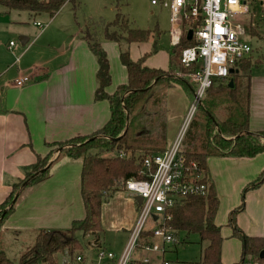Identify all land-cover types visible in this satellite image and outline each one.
I'll use <instances>...</instances> for the list:
<instances>
[{
  "label": "crops",
  "instance_id": "crops-1",
  "mask_svg": "<svg viewBox=\"0 0 264 264\" xmlns=\"http://www.w3.org/2000/svg\"><path fill=\"white\" fill-rule=\"evenodd\" d=\"M163 1L157 0L155 4L160 2L164 6ZM244 1L248 10L238 18L245 30L243 39L249 42L252 48L249 37L258 39L263 43V48L264 33L260 34L258 31L257 34H252L246 31L244 21L256 29L257 25L254 24L253 18L250 21L243 18L244 15H252L249 0ZM3 6L7 9H17ZM190 21L195 24L182 16L180 29H194L185 23ZM171 26L170 17L168 25H160L157 22L156 25L147 27L154 31L153 36L147 41L131 43V57L134 60L144 57L145 65L169 70L176 46L171 43ZM42 28L44 29V26ZM43 29L37 40L45 34L46 29ZM82 29L73 30L71 34L65 33L64 36L68 38L61 40L63 45L59 50H43L37 58L33 56V61L25 68L26 71L18 69L15 73L11 70L5 77L6 73L2 75V66L7 64L8 69L21 58L18 60V56L11 63V60L0 59V92L3 93V100H0V205L11 193L13 184L26 177L30 166L37 162L38 156H45L51 150L47 142L91 135L100 130L111 117L109 101L96 100L94 96L98 85V63L82 35ZM21 38L25 42L23 44L30 40L27 34ZM104 39L102 44L108 53L112 76L107 91L113 93L118 85L127 82L128 73L120 58V43ZM29 51H21V55ZM249 56L256 62L251 69L249 125L251 132H259L264 131V52H255L253 49ZM21 75H30L32 80L18 86L16 79ZM12 76L14 77L11 78ZM188 81L190 85L177 80L167 90V145L174 139V134L169 133L170 120L182 123L193 100L196 86H193L194 83L190 79ZM56 157L58 154L54 156L55 160L53 159L46 178L22 190L14 211L3 223L1 237L10 258L16 259L21 250L34 240L38 230L67 229L85 216L81 195L82 160L66 155L58 159ZM207 163L209 177L220 200L215 222L221 226L224 237L223 264H233L241 259L243 245L239 238L233 237V229L229 225L230 214L242 204L245 187L264 170V152L254 157L209 156ZM136 196L121 185V188L106 197L102 204L103 230L100 236L82 233L83 264H114L113 260L107 258L99 260L97 247H105L116 254L122 253L140 209ZM244 197V207L237 213L239 227L249 236L264 237V182L247 190ZM108 233L111 234L110 237ZM175 234L177 241L174 243L164 244L158 237L151 239L159 243L163 250H148L139 245L133 251L132 258H149L150 264H156L160 255L162 264L165 261L170 264L166 255L171 251L172 245L180 240L179 232ZM62 254L64 258L59 264L70 257L68 251Z\"/></svg>",
  "mask_w": 264,
  "mask_h": 264
},
{
  "label": "trees",
  "instance_id": "trees-1",
  "mask_svg": "<svg viewBox=\"0 0 264 264\" xmlns=\"http://www.w3.org/2000/svg\"><path fill=\"white\" fill-rule=\"evenodd\" d=\"M66 2L67 0H0L1 4L9 8L48 11L52 15ZM117 20L123 23L122 33L118 32ZM185 23L196 27L191 21ZM103 25L104 37L120 43V58L127 68V82L118 85L113 93L107 91L112 82L108 53L96 33L83 28L82 35L98 63V85L94 96L96 100L109 101L111 117L100 130L91 135L47 142L51 148L48 154L38 156L26 177L13 184L11 193L0 205V264H59L57 255L64 251H68L70 257L74 258L83 251V242L76 236L77 232L100 236L103 230L102 204L106 197L121 188L119 182L124 184L131 178H146L142 172V157L164 151L168 147L167 90L177 80L190 85L187 79L176 73L184 70L182 50L195 45V38L188 39V29L185 28L173 51L171 67L163 70L145 65L144 57L134 60L130 53L131 43L149 40L154 31L131 26L128 18L121 14ZM255 63L252 56L245 57L235 63L237 71L230 73L227 80H215L199 104L183 140L182 153L188 161H196L202 167L203 182L208 185L206 195L186 197L171 211L169 224L176 233H197L200 235V243H205L200 260L187 264H223L224 237L221 226L215 222L220 200L209 177L208 157H254L264 152V131L248 132L251 69ZM231 80L233 86L230 85ZM119 136L121 138L118 140L112 139ZM61 147L63 150L59 153ZM121 150L127 155L120 156ZM56 154L57 159L66 155L82 160L81 195L85 216L67 229L38 230L34 240L13 260L7 255L1 237L3 223L14 211L22 190L48 176ZM26 181V185L21 188ZM263 182L264 170L245 187L242 204L230 214L229 225L233 229V235L243 245L241 259L233 264H264V237L247 235L237 222V213L244 207L246 191ZM17 194L15 202L11 204ZM151 236V230L145 231L144 241H149Z\"/></svg>",
  "mask_w": 264,
  "mask_h": 264
},
{
  "label": "built area",
  "instance_id": "built-area-1",
  "mask_svg": "<svg viewBox=\"0 0 264 264\" xmlns=\"http://www.w3.org/2000/svg\"><path fill=\"white\" fill-rule=\"evenodd\" d=\"M157 3V0H152ZM163 5L171 11L170 39L173 45L179 44L183 31L179 22L186 17L195 22L194 38L196 44L182 50L181 62L184 70L176 73L192 81L196 88L193 100L180 125L175 140L159 153L146 154L142 157L144 179L131 178L122 183L124 189L140 195V204L136 223L121 254H116L105 247H97L98 259H110L114 264H150L149 258L133 259V251L142 245L148 250H163L152 241L158 237L162 243L177 241L176 232L169 224L172 209L186 197L206 195L208 185L203 182L204 172L196 161H188L182 153V144L195 112L202 102L208 88L216 79L227 80L230 69L239 60L252 53V46L243 39L244 27L239 22V15L247 12L244 0H164ZM39 27L41 21H36ZM14 42L11 41L10 45ZM30 75H21L16 84L22 86L31 81ZM120 156L127 153L121 150ZM154 223L147 226V220ZM151 230L149 241H144V233ZM84 256L79 253L69 257L62 264H83ZM164 264H169L165 261Z\"/></svg>",
  "mask_w": 264,
  "mask_h": 264
},
{
  "label": "rangeland",
  "instance_id": "rangeland-1",
  "mask_svg": "<svg viewBox=\"0 0 264 264\" xmlns=\"http://www.w3.org/2000/svg\"><path fill=\"white\" fill-rule=\"evenodd\" d=\"M251 8V16L244 15L243 18L250 21L253 18L254 24L257 25V29L254 26L246 25V31L252 34L264 33V3L263 0H249ZM121 14L128 18L129 24L133 27H152L160 23V25L170 24L171 11L169 8L158 4H153L152 0H67L62 8L52 15L48 11L34 12L26 9H7L0 4V59H8L14 62L18 58L20 61H16L15 65L6 69L8 65L2 66L1 71L7 77L9 71L17 73L18 69L26 71L25 68L33 61V58H37L42 54L43 50H59L62 48L65 33L71 34L73 30L81 31V28H89L91 32L96 33L98 40L105 41V29L103 24L116 19L117 15ZM36 21L43 23L44 29L34 24ZM103 23H102V22ZM245 24L246 21H244ZM118 32L122 33V21L117 20ZM65 29H61L64 28ZM252 28V31H251ZM42 29L45 30V34L40 36ZM61 29V30H60ZM112 29H117L113 28ZM28 33H24V31ZM27 34L30 40L23 44L21 36ZM250 34V35H252ZM252 42L255 52H264L263 43L258 39L249 37ZM13 41L14 44L10 45ZM158 41V40H157ZM161 43V41H160ZM123 46H125L123 44ZM2 48V49H1ZM27 54L21 55V51ZM34 56V57H33ZM9 63V64H10ZM6 69V70H4ZM12 76L11 78H13ZM188 80V79H187ZM195 84H193L194 86ZM190 89V87H189ZM190 91H192L190 89ZM192 94V92H191ZM204 98V97H203ZM202 98V99H203ZM0 100H3V93L0 92ZM172 122V123H171ZM182 122V121H181ZM181 123L170 120L169 133L174 134V139L179 131L178 128ZM178 127V128H177ZM172 141V142H173ZM171 142V143H172ZM124 151V150H123ZM125 152V151H124ZM121 186L122 183L119 182ZM154 222L149 218L146 225L152 226ZM79 239L83 241L82 232L78 234ZM111 234L108 233V237ZM180 240L176 244L172 245V249L167 253L166 257L170 261V264H187L190 262H197L201 258L202 249L205 243H200V235L197 233H187L186 231L179 232ZM235 237V236H233ZM63 253V252H62ZM62 253H58V262L63 260ZM18 254V252L16 253ZM16 257V256H15ZM162 256H158L156 264H162ZM14 260L15 258L12 257Z\"/></svg>",
  "mask_w": 264,
  "mask_h": 264
},
{
  "label": "water",
  "instance_id": "water-1",
  "mask_svg": "<svg viewBox=\"0 0 264 264\" xmlns=\"http://www.w3.org/2000/svg\"><path fill=\"white\" fill-rule=\"evenodd\" d=\"M193 34H194V29L191 28V29L188 31V38L191 39V38L193 37ZM21 40H22V43H25L24 40H23L22 38H21ZM235 70H236V69L232 67V68L230 69V72L233 73ZM236 71H237V70H236ZM155 82H156V81H155ZM230 85L233 86V81H232V80L230 81ZM248 132H251V131H248ZM120 138H121V136L116 137V138H112V139H113V140H118V139H120ZM62 150H63V147H61V148L59 149L58 152L60 153ZM26 183H27V181L24 182V183L22 184L21 188H23V187L26 185ZM18 195H19V194L16 195V197L14 198V200L12 201L11 204H13V203L15 202V200H16V198H17ZM136 199H137V201L139 202V204L142 203L143 198H142L140 195H137V196H136Z\"/></svg>",
  "mask_w": 264,
  "mask_h": 264
}]
</instances>
